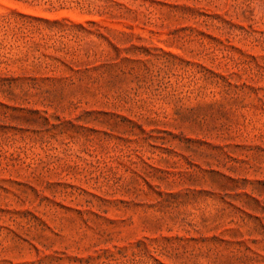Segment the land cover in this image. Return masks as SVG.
Listing matches in <instances>:
<instances>
[{
	"label": "rangeland",
	"instance_id": "374dc122",
	"mask_svg": "<svg viewBox=\"0 0 264 264\" xmlns=\"http://www.w3.org/2000/svg\"><path fill=\"white\" fill-rule=\"evenodd\" d=\"M0 264H264V0H0Z\"/></svg>",
	"mask_w": 264,
	"mask_h": 264
}]
</instances>
